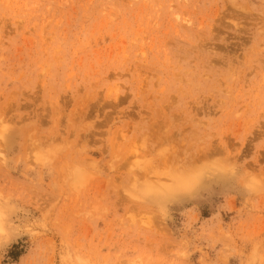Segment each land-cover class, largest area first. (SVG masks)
<instances>
[{
    "label": "rangeland",
    "instance_id": "1",
    "mask_svg": "<svg viewBox=\"0 0 264 264\" xmlns=\"http://www.w3.org/2000/svg\"><path fill=\"white\" fill-rule=\"evenodd\" d=\"M0 264H264V0H0Z\"/></svg>",
    "mask_w": 264,
    "mask_h": 264
}]
</instances>
